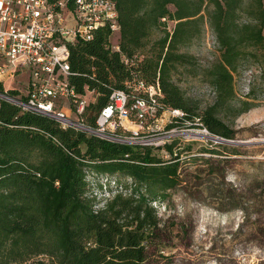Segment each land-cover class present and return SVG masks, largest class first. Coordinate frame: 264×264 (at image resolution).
Listing matches in <instances>:
<instances>
[{
    "label": "trees",
    "instance_id": "trees-1",
    "mask_svg": "<svg viewBox=\"0 0 264 264\" xmlns=\"http://www.w3.org/2000/svg\"><path fill=\"white\" fill-rule=\"evenodd\" d=\"M114 1L120 51L110 50L106 27L91 41L69 48L77 92L86 83L101 93L84 119L94 124L110 89L136 78L158 83L163 107L178 109L184 120L199 123L193 126L232 140L234 134L216 118L215 108L199 115L186 105L175 73L193 64L194 58L181 49L207 21L219 50V60L207 71L210 85L218 102L230 100L241 61L253 55L251 48L264 51V0ZM242 15L248 22L240 21ZM166 21L173 23L171 32ZM157 29L162 35L151 40ZM121 55L134 65L126 67ZM81 74H94L98 82ZM0 123V264H149L163 256L166 224L154 205L181 184L177 142L112 144L63 130L41 115H19L3 102Z\"/></svg>",
    "mask_w": 264,
    "mask_h": 264
},
{
    "label": "rangeland",
    "instance_id": "rangeland-1",
    "mask_svg": "<svg viewBox=\"0 0 264 264\" xmlns=\"http://www.w3.org/2000/svg\"><path fill=\"white\" fill-rule=\"evenodd\" d=\"M240 21L248 22L245 15ZM172 27L166 21L168 32ZM161 35L153 30L150 38ZM250 50L253 55L241 61L234 75L232 98L218 102L207 71L219 60V50L207 21L200 35L181 49L194 58L174 78L186 105L199 115L215 108L216 118L234 137L204 135L199 126L191 127L195 134L189 135L187 126H176L169 140L181 152V184L161 205H154L166 224L167 249L149 264H264V51ZM24 80V75L15 84L5 79V86L16 87ZM158 134L143 135L158 142ZM187 144L189 152L184 151Z\"/></svg>",
    "mask_w": 264,
    "mask_h": 264
},
{
    "label": "built area",
    "instance_id": "built-area-1",
    "mask_svg": "<svg viewBox=\"0 0 264 264\" xmlns=\"http://www.w3.org/2000/svg\"><path fill=\"white\" fill-rule=\"evenodd\" d=\"M71 16L74 19H68ZM103 27L110 32V50L119 52L114 0H0V102L14 107L19 115H41L53 119L63 130L71 128L124 146L161 147L170 143L169 138L177 131L176 127L167 130L169 124L187 126L185 133L195 134L191 127L198 123L184 120V113L178 109L161 105L157 82L148 85L133 74L134 81L128 80L121 89H110L94 124L84 119L87 107L96 103L101 93L86 83L77 92L73 78L78 75L71 71L69 48L91 41ZM120 60L128 68L134 65L123 55ZM21 75L25 80L19 86H5V79L15 84ZM79 76L98 82L94 74ZM102 86L108 88L107 84ZM144 132L160 133L158 142H150ZM200 132L209 134L204 127Z\"/></svg>",
    "mask_w": 264,
    "mask_h": 264
}]
</instances>
